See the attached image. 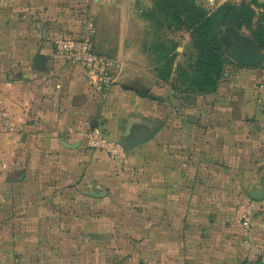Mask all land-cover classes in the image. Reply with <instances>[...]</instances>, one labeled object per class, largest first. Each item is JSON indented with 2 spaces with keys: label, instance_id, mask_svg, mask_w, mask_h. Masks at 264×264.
Returning a JSON list of instances; mask_svg holds the SVG:
<instances>
[{
  "label": "crops",
  "instance_id": "0c3cea01",
  "mask_svg": "<svg viewBox=\"0 0 264 264\" xmlns=\"http://www.w3.org/2000/svg\"><path fill=\"white\" fill-rule=\"evenodd\" d=\"M70 1L0 0V264H264V200L248 229L237 215L264 180L262 93L187 99L149 143L91 149L90 128L123 146L127 129L157 125L160 103L126 84L144 73L133 64L100 97L60 55L55 35L85 34L59 7ZM108 237L151 249L96 251Z\"/></svg>",
  "mask_w": 264,
  "mask_h": 264
},
{
  "label": "rangeland",
  "instance_id": "374dc122",
  "mask_svg": "<svg viewBox=\"0 0 264 264\" xmlns=\"http://www.w3.org/2000/svg\"><path fill=\"white\" fill-rule=\"evenodd\" d=\"M189 1L204 11L207 16L216 14L221 7L228 5L234 7L248 5L259 15L264 5V0ZM59 7L64 9L70 19L77 21L79 30L71 31H85L82 35L91 34L97 53L114 58L121 63L133 64L134 68H138H136L137 71L144 72L142 76L129 78L126 84L134 90H146L152 96L150 99L153 100L154 97V100L160 103L155 124L168 120L172 110L181 109L187 99L190 101L200 96L208 97L221 90L252 93V98L256 95L253 92H259L262 93L259 95L264 97V88H261L262 85L264 86V61L261 65L252 68L240 66L233 61V57L240 52L264 59V52L259 49L248 28L219 24L223 15H219L215 20L216 31L210 32L222 46L221 54L228 61H224L222 77L216 92L201 95L191 84L196 78L195 66L198 57L192 31L184 26H176L171 15L158 9L154 0H72L64 2ZM3 43L0 42L1 48ZM168 64H171V75L163 79L160 75L165 74L163 67ZM153 75L157 82L150 79ZM159 82L161 87L154 90L153 86L158 85ZM149 126L151 127L148 128H152L154 125ZM245 202L254 204V200L249 197L242 200V204ZM255 210L257 213L256 206ZM126 237L123 239L119 237L118 241L112 242L108 237L107 243L98 245L96 251L105 249L138 252L141 248L145 251L151 249L149 244L141 246L137 244L135 238L128 240ZM181 246L183 247L182 244ZM62 262L63 260L60 259H46L43 264H61ZM86 262L81 260V264ZM91 264H139V261L95 259L91 260ZM177 264L185 263L182 260L177 261Z\"/></svg>",
  "mask_w": 264,
  "mask_h": 264
},
{
  "label": "trees",
  "instance_id": "16d2710c",
  "mask_svg": "<svg viewBox=\"0 0 264 264\" xmlns=\"http://www.w3.org/2000/svg\"><path fill=\"white\" fill-rule=\"evenodd\" d=\"M158 9L171 18L176 26H184L192 31L195 48L198 51L196 62V78L193 84L201 95L215 93L218 82L222 77L224 61H228L221 54L222 46L210 31H216L215 20L223 15L219 24L246 27L259 49L264 52V5L262 12L257 15L248 5L240 7L223 6L216 14L207 16L189 0H154ZM256 19V21H254ZM218 24V23H217ZM99 54V53H98ZM103 55V54H101ZM171 64L163 67L165 74L161 78L167 79L171 75ZM173 66V65H172ZM166 71V72H165Z\"/></svg>",
  "mask_w": 264,
  "mask_h": 264
},
{
  "label": "built area",
  "instance_id": "2783aa9c",
  "mask_svg": "<svg viewBox=\"0 0 264 264\" xmlns=\"http://www.w3.org/2000/svg\"><path fill=\"white\" fill-rule=\"evenodd\" d=\"M56 50L68 63L80 67L86 75L87 84L100 97L110 96L122 64L118 60L106 55L98 54L93 45L91 34L76 36L58 34L53 38ZM88 146L94 150L104 151L111 156L123 152V146L113 140L101 127H92L86 132ZM256 214L255 204L241 203L238 208V217L242 226L248 229Z\"/></svg>",
  "mask_w": 264,
  "mask_h": 264
},
{
  "label": "water",
  "instance_id": "95a60500",
  "mask_svg": "<svg viewBox=\"0 0 264 264\" xmlns=\"http://www.w3.org/2000/svg\"><path fill=\"white\" fill-rule=\"evenodd\" d=\"M42 60L43 59L41 56H37L35 59V66L40 68L39 65L41 64ZM233 61L240 66L252 68V67L261 65L264 59L260 56L250 55L245 52H240L238 55L233 57ZM135 92L140 97L152 98V96L149 95L146 90H143V91L135 90ZM162 126L163 124L160 123V124L154 125L150 129L141 128V129L134 130L133 132H131V129H127L124 139H123L124 152H130L136 149L137 147H140L152 141L157 136V134L160 132V130L162 129ZM93 195L94 197L104 196L101 193H97ZM249 198L254 201L264 200V180H263V184H262L260 191L250 193Z\"/></svg>",
  "mask_w": 264,
  "mask_h": 264
}]
</instances>
